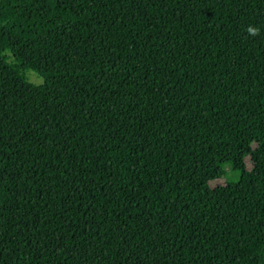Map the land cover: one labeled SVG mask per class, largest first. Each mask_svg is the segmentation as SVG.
I'll return each instance as SVG.
<instances>
[{"label":"trees","instance_id":"obj_1","mask_svg":"<svg viewBox=\"0 0 264 264\" xmlns=\"http://www.w3.org/2000/svg\"><path fill=\"white\" fill-rule=\"evenodd\" d=\"M0 264H264V0H0Z\"/></svg>","mask_w":264,"mask_h":264},{"label":"clouds","instance_id":"obj_2","mask_svg":"<svg viewBox=\"0 0 264 264\" xmlns=\"http://www.w3.org/2000/svg\"><path fill=\"white\" fill-rule=\"evenodd\" d=\"M246 31L248 32L249 35L251 36H256L259 34L260 29L258 27H254V26H249Z\"/></svg>","mask_w":264,"mask_h":264},{"label":"rangeland","instance_id":"obj_3","mask_svg":"<svg viewBox=\"0 0 264 264\" xmlns=\"http://www.w3.org/2000/svg\"><path fill=\"white\" fill-rule=\"evenodd\" d=\"M8 60H11V59H8ZM11 63L14 64V65H16V63L13 62V60H11ZM23 75H24L28 80H30V81H37V78H36L33 74H31V73L25 72ZM39 80H40V79H39ZM228 174H229V173H228Z\"/></svg>","mask_w":264,"mask_h":264}]
</instances>
